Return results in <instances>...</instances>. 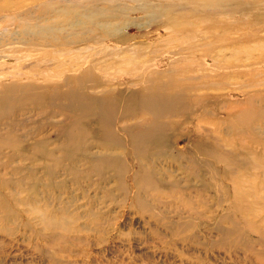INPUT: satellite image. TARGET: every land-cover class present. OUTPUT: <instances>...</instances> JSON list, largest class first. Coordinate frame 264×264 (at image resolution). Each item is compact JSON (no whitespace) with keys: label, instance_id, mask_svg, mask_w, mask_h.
Returning <instances> with one entry per match:
<instances>
[{"label":"rangeland","instance_id":"rangeland-1","mask_svg":"<svg viewBox=\"0 0 264 264\" xmlns=\"http://www.w3.org/2000/svg\"><path fill=\"white\" fill-rule=\"evenodd\" d=\"M252 1L240 0L244 11L239 7V13L234 8L235 18L231 21L236 19L240 30L231 37L239 40H235L237 44L208 51L219 40L223 43L230 38L229 34L222 39L194 42L187 36H172L168 26L160 25L170 4L184 5L181 0H0V82L35 81L44 85L59 80L69 70H77L74 64H83L88 53L98 50L99 56L107 47L105 50L114 48L115 52L107 51L94 67L102 71L104 81L119 83L121 89L125 88V80L148 69L155 74L166 73L164 80L177 76L181 83L199 84L200 93H207V111L189 110L177 117L168 116L169 99L157 102L155 112L134 105L138 107L135 113L138 118H161L160 113L166 112L163 118L181 121L183 126L172 138L180 151L187 147L182 134L195 133L193 129L199 127L208 140L202 144L206 162L219 170L221 185L220 194L211 188L200 190L201 200L194 188L184 199L180 193L166 196V188L156 187L160 189L159 201L165 204L158 209L151 205L150 197L158 192L148 189L142 200L151 213H142L128 197L119 194L110 174L106 182L92 174L76 182L58 172L49 182L40 166L49 162L27 160L44 149L24 152L22 146H30L26 142L50 140L51 149L64 141L62 135L83 130L98 139L101 133L94 124L93 112L82 116L86 121L68 125L62 123L65 120L61 116L37 123L34 112L29 111L11 118L18 123L29 119L23 121L24 128H16L24 136L20 138L23 142L16 144L14 151L0 143V177L7 182L0 186V264H264V64L261 68L250 65L259 62L258 56L264 60V19L258 17L264 14V0H255L259 2L256 9L250 5ZM246 33L253 34V38L241 41ZM105 36L107 41L91 45L93 49L84 50L80 45L75 52L45 45L48 39L57 42L65 38L72 43ZM191 46L195 50L188 49ZM184 102L185 98L172 109ZM125 115L123 104L116 103L109 118L119 119L115 125L123 127L132 123L130 118L122 121ZM142 121L138 119L137 123ZM45 122L66 124L65 131L58 132L47 124L42 134L36 135L35 128ZM7 126L1 122L0 138L7 137ZM166 131L173 133L172 128ZM59 155L56 151L53 157ZM73 165L66 161L62 166L84 173L86 166ZM46 182L53 187L46 188ZM209 183L210 175L206 173L202 182L192 187ZM30 208L45 212L47 222L67 218L71 228L81 229L64 233L46 227L29 218L26 213ZM157 212L160 216H155ZM59 232L65 237L49 235ZM46 234L49 237H43Z\"/></svg>","mask_w":264,"mask_h":264},{"label":"bare ground","instance_id":"bare-ground-1","mask_svg":"<svg viewBox=\"0 0 264 264\" xmlns=\"http://www.w3.org/2000/svg\"><path fill=\"white\" fill-rule=\"evenodd\" d=\"M168 1L170 2V0ZM172 1L174 0H171V2ZM181 2L185 4L176 5L177 3L174 2L170 4L167 12L163 14V22L160 24L168 26L169 29L167 30L171 32L172 36H187L189 40L191 39L196 42L201 40L208 41L210 38L222 39L225 34H229L231 39L227 38L223 43L222 40H219L218 45L209 48L208 51L213 48L218 51L216 47L221 45L230 46L237 44L235 40H239L231 36L238 34L240 28L238 27L239 24L235 21L236 19L234 21L231 20L235 18L234 8L236 9V13H239V7L242 9L240 0H181ZM250 5L256 9L259 7V2L253 0ZM255 15L258 16V13ZM258 17L264 19V14ZM223 21H228V24ZM206 26H209L207 31ZM213 27H215V29H213ZM245 27L247 26L245 25ZM259 28L263 29L262 26ZM246 34L250 36L245 38ZM246 34L240 38L241 41L253 38V34ZM57 37H60V35ZM106 38L107 36L97 40L98 38L87 37L76 39L72 43L64 41L63 39L65 38L62 40L58 38L60 40H58L59 42L50 41L51 39H48L49 41L47 40L48 42L44 44L53 47L55 50H61L63 52L74 50L75 52L80 45L84 50L93 49L91 45L97 44L98 42H106ZM29 43L28 41V44ZM116 44L123 46L120 42ZM258 46L259 45H255V48H258ZM23 47L26 48V46ZM23 47L21 48L23 49ZM106 48L107 47L103 48L99 56H97L98 50L94 54L88 53L83 64H74V68L77 70H69L65 73V76L59 80H52L49 83L45 82L44 85H39L35 83V81H30L28 83H22L18 80L0 82V124L1 122H5L8 125L4 127L7 128V137L0 138V143L3 144V147L8 146L14 151L15 145L21 144L23 139L20 141V138L24 137L22 134H18L16 128L18 126H23L24 128L26 124L23 125V121H29V119H20L18 123L11 118H18L21 115L29 113V111H33L35 118H37V123L44 121L43 118L61 116L65 120V122L62 123L69 125L75 124L76 121H86L87 118L82 116L93 112L94 116L92 118L97 122H94V124L98 126L96 128L101 133L98 139L91 138L88 132L82 130L79 134L62 135L64 136V141L51 149L48 147L50 140H43L41 142L32 140L31 142H26V144L30 146H22L21 149L24 152H29L30 148L40 150L42 147L44 149L41 154H34L33 158L29 157L27 160L35 161L34 159H36L37 161H41L40 159H42L43 161L49 162V164H40L41 169L45 170L47 178L49 177L47 181L50 182L58 172H62L63 175L71 176L76 182L84 179L83 176L85 175L89 177L90 174L95 175L98 181L106 182V175L110 174L109 176H112L116 181V190L119 194L125 198L128 197L142 213H151V208L146 206L142 200L144 196H147L148 189H153L155 192H158L155 195H150L152 198L151 205H153L154 208L158 209L161 208L162 205H165L159 201L160 189H156V187L166 188L167 191L164 193L166 196L169 194V197H172V195L180 193L184 199L186 198L187 191L191 188H194L196 194L199 193V196H197L199 200L203 197L200 190L204 188H211L216 194H220L221 185L220 181H218L219 170L210 166L209 162H206V154L203 145H205L208 140L207 138L205 139L206 136L199 131V127L193 129L195 133L184 132L182 134L181 138H183V141L186 140L187 147L185 151H180L177 148V140H172V138H175L174 133L183 126L181 121L177 118H163L167 116V114H165L166 112L160 113L161 118H138L139 115L135 113V108L138 107H134V105H141L142 108L140 109L145 111V108H148L150 111L155 112V105L157 102L162 104L163 101H168L170 99L171 110L168 116L177 117L178 113L183 114L189 110L193 113L198 109H206L207 111V93H200L201 88L199 89L197 87L199 84H193L192 82L181 83L177 76H172L164 80L166 73L155 74V72H151L150 69L146 70V73L135 75L132 79L125 80V88L121 89L119 88V83L104 81L100 75L102 71L94 67V62L103 59L104 56L108 54L107 51L111 53L115 52L113 50L114 48H111L112 50H105ZM188 49L191 51L195 50L193 46ZM248 53L251 55V51H248ZM256 59H259V62H252L250 65H257L259 68L263 67L264 60L260 59L259 56L256 57ZM34 67H32V70ZM147 67L148 66H146V68ZM36 69L37 72H40L38 70L39 68ZM171 71L174 72L175 70ZM198 79H200V77H198ZM97 89L101 91L96 93ZM184 98L185 102L180 104V107L172 109L175 107L174 104L180 102V100ZM116 103H121L124 106L126 115L124 116L125 118H121L123 119L122 121H127L130 118L129 120L132 121L131 124L118 127L115 125V122H119V119L114 120V118H109V114L113 111L114 104ZM141 114L143 116L144 112H141ZM78 116L82 118H74ZM138 119H143V121L137 123ZM164 119H166L167 122L163 121ZM62 123L45 122V125L40 123L35 128L34 133L40 136L42 134L41 131L47 124L58 132H64L66 124L63 125ZM168 128H172L173 133L171 135L166 131ZM26 136L29 137L30 135L27 133ZM179 136L180 134L178 137ZM139 137L141 139L137 140ZM33 142L36 144L33 145ZM94 148H99L101 151H92ZM116 149H118V152ZM56 151L60 152L61 155L53 157ZM66 161L69 165L74 164L73 166H75L79 163V165L86 166L84 173L73 167L62 166ZM5 165L6 162L4 163V166ZM162 165H167L172 169L168 170V168H163ZM206 173L210 175V183L207 185L202 184V186L201 184H195L192 187V184L195 182L201 183L202 177ZM5 183L7 182L0 177V186H4ZM99 183L101 184V182ZM45 185L46 188L53 187L51 183L47 184L46 182ZM160 214L157 212L155 216H160ZM70 221H68L67 218H63L61 221L58 220L54 223L47 222L46 220L43 224L46 225V227L50 226L51 229H60V231L64 233L77 231L80 227L71 228ZM165 226L167 225L165 224ZM60 233L61 232L49 235H60L61 237H65ZM43 237L49 236L46 234L43 235Z\"/></svg>","mask_w":264,"mask_h":264},{"label":"clouds","instance_id":"clouds-1","mask_svg":"<svg viewBox=\"0 0 264 264\" xmlns=\"http://www.w3.org/2000/svg\"><path fill=\"white\" fill-rule=\"evenodd\" d=\"M30 219L37 221L38 223H45L47 214L40 209L30 208L26 213Z\"/></svg>","mask_w":264,"mask_h":264}]
</instances>
